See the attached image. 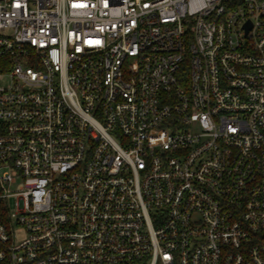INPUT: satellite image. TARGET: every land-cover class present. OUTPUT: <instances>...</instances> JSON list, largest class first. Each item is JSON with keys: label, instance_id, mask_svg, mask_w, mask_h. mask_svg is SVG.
<instances>
[{"label": "built area", "instance_id": "2783aa9c", "mask_svg": "<svg viewBox=\"0 0 264 264\" xmlns=\"http://www.w3.org/2000/svg\"><path fill=\"white\" fill-rule=\"evenodd\" d=\"M6 74L0 264H264V0H0Z\"/></svg>", "mask_w": 264, "mask_h": 264}, {"label": "rangeland", "instance_id": "374dc122", "mask_svg": "<svg viewBox=\"0 0 264 264\" xmlns=\"http://www.w3.org/2000/svg\"><path fill=\"white\" fill-rule=\"evenodd\" d=\"M9 82H10V79L7 74L0 79L1 84H7ZM22 181H23L22 177L19 176L17 179L16 185L11 186V188L18 187L20 184H22ZM14 201H15L14 196H9L8 198H6L5 204L7 206L8 212H12L15 210ZM13 228H15V230L17 231L18 238H21L24 236V231L19 225H15Z\"/></svg>", "mask_w": 264, "mask_h": 264}, {"label": "trees", "instance_id": "16d2710c", "mask_svg": "<svg viewBox=\"0 0 264 264\" xmlns=\"http://www.w3.org/2000/svg\"><path fill=\"white\" fill-rule=\"evenodd\" d=\"M7 219V206L5 205V202L0 200V220Z\"/></svg>", "mask_w": 264, "mask_h": 264}]
</instances>
